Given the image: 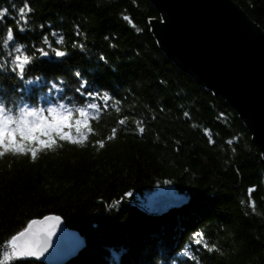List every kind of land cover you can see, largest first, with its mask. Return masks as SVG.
Segmentation results:
<instances>
[{"label": "trees", "instance_id": "1", "mask_svg": "<svg viewBox=\"0 0 264 264\" xmlns=\"http://www.w3.org/2000/svg\"><path fill=\"white\" fill-rule=\"evenodd\" d=\"M233 1L264 32V0ZM25 6L26 25L19 15ZM4 9L0 106H15L17 115L22 105L83 106L79 71L100 111L83 144L57 140L35 160L0 156V264H49L4 255L13 235L48 214L83 237L57 264H264L261 152L239 114L159 49L147 21L160 19L157 10L144 0H0ZM9 27L21 59L30 57L23 80L10 70L17 53ZM45 36L68 55L56 58ZM33 46L49 57H33ZM169 188L188 198L153 211L149 196Z\"/></svg>", "mask_w": 264, "mask_h": 264}, {"label": "water", "instance_id": "2", "mask_svg": "<svg viewBox=\"0 0 264 264\" xmlns=\"http://www.w3.org/2000/svg\"><path fill=\"white\" fill-rule=\"evenodd\" d=\"M144 1L160 14V19H147L159 49L199 89L225 104L230 113L239 114L264 160L263 30L233 0ZM187 198L173 195L170 188L161 189L149 196V205L156 211ZM82 243L83 237L60 218L51 247L35 258L57 264L75 254Z\"/></svg>", "mask_w": 264, "mask_h": 264}, {"label": "snow or ice", "instance_id": "3", "mask_svg": "<svg viewBox=\"0 0 264 264\" xmlns=\"http://www.w3.org/2000/svg\"><path fill=\"white\" fill-rule=\"evenodd\" d=\"M26 7L19 9L20 19L23 20L25 25L27 24L25 16ZM6 14L7 9L0 11V17ZM18 30L23 32L25 28L20 27ZM55 35L56 33L53 32V36ZM13 41V31L9 27L7 30V42L12 45L13 51L17 53L14 61H11L14 67L10 68V70L16 73L19 79L23 80L25 68L30 64V57L24 55L23 59H21V55L18 54L21 52V49L15 47ZM43 43L54 53L56 58H63L68 55L66 51L53 48L47 36L43 38ZM56 43L63 44V37L61 36ZM33 47V57H36L37 54L38 58L49 57V50H45L43 47ZM81 48H83V45H81ZM101 59L104 58L102 57ZM74 75L77 79L81 80L80 87L76 89V92L84 97L85 103L83 106L69 107L58 101L56 102V106L47 108L22 105L20 106L22 110L19 111L18 115L16 114L15 106L8 107L7 110L4 106H0V156L9 152L21 154L30 153L31 158L35 160L38 152L45 149H52L56 145L57 140L67 141L74 145L85 142L87 133L84 130L91 131L89 129V121L96 118L100 111L96 103L98 96L95 93L84 91L87 82L83 80L79 71H76ZM27 82L30 83L31 81ZM103 99L106 108L108 96L105 95ZM3 103V101H0V105H3ZM74 113L77 114L78 118L74 119ZM124 123L125 121L123 119L119 121V124ZM73 129H75V135H73ZM112 132V137H108V139L115 137L116 129L113 128ZM139 132L142 134L144 128L140 127ZM209 141L210 143H214L210 135ZM228 143H232V141H228ZM103 146V141H101L100 147ZM249 191L251 192L253 190L250 189ZM126 195L131 196L132 193L129 192ZM59 223L60 217L52 215L45 216L40 220H32L23 231L12 236L7 242V248L10 251L4 254L5 259L10 260L13 257L38 258L43 256L52 245V237L56 234ZM195 237L194 242L200 244L203 240L202 234L196 233ZM204 246L207 247V244ZM185 255H187V252Z\"/></svg>", "mask_w": 264, "mask_h": 264}]
</instances>
